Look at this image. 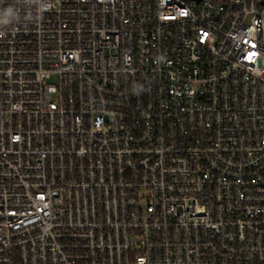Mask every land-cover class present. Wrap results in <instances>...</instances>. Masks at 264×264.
I'll return each instance as SVG.
<instances>
[{
	"label": "built area",
	"instance_id": "1",
	"mask_svg": "<svg viewBox=\"0 0 264 264\" xmlns=\"http://www.w3.org/2000/svg\"><path fill=\"white\" fill-rule=\"evenodd\" d=\"M263 0H0V264H264Z\"/></svg>",
	"mask_w": 264,
	"mask_h": 264
},
{
	"label": "water",
	"instance_id": "2",
	"mask_svg": "<svg viewBox=\"0 0 264 264\" xmlns=\"http://www.w3.org/2000/svg\"><path fill=\"white\" fill-rule=\"evenodd\" d=\"M190 1H195V2H200V0H190ZM262 6L264 7V0L262 1Z\"/></svg>",
	"mask_w": 264,
	"mask_h": 264
}]
</instances>
